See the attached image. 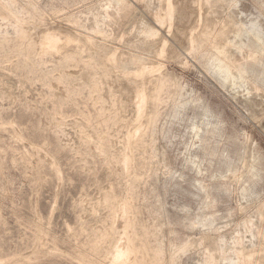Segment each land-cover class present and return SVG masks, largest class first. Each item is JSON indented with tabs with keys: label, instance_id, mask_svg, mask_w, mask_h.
I'll return each instance as SVG.
<instances>
[{
	"label": "rangeland",
	"instance_id": "1",
	"mask_svg": "<svg viewBox=\"0 0 264 264\" xmlns=\"http://www.w3.org/2000/svg\"><path fill=\"white\" fill-rule=\"evenodd\" d=\"M172 3L0 0V264H109L126 202L139 263L264 264V0Z\"/></svg>",
	"mask_w": 264,
	"mask_h": 264
},
{
	"label": "bare ground",
	"instance_id": "2",
	"mask_svg": "<svg viewBox=\"0 0 264 264\" xmlns=\"http://www.w3.org/2000/svg\"><path fill=\"white\" fill-rule=\"evenodd\" d=\"M174 3H172V0H165V5H164V7H165V14H164V16H163V20L167 23V28H168V32L170 31L171 32V23H172V19H173V17H174V15H175V10L176 9H173V5ZM175 6V5H174ZM0 10L1 11H5L1 6H0ZM161 22H162V19H161ZM164 22V23H165ZM161 25V24H160ZM166 26V25H165ZM17 30H15V31H17V38H15L16 39V45H19V46H21L22 44H23V41L25 40V38H26V33L24 32L25 30L23 29V27H17L16 28ZM150 34H151V32H149ZM153 34H151L150 36H152ZM155 35V34H154ZM209 37L210 36H208L207 34L206 35H204L202 38H200V40H201V42L203 43H198L197 44V41H195V39L194 38H192L191 36L189 37V39H188V44H189V46H190V49L191 48H193V47H195V45H204L207 41H208V39H209ZM70 39H68L67 40V42L66 43H62V45H60L59 43H60V40H59V38L56 36V35H54V34H51V33H48V34H46V36H45V38H44V41H43V43L41 44V49H40V54H42V56H45V55H52V54H57V52H58V54H59V52H60V50H64V49H68L69 47V43H70ZM5 42H7L6 40H5ZM210 43H211V41H209ZM4 44V41L2 40V41H0V46L1 45H3ZM207 44V43H206ZM205 44V45H206ZM12 45V44H11ZM5 46V45H4ZM9 46H10V44H9ZM35 46L36 45H34V44H32V43H30V44H28L26 47H28V49H32L31 50V52H33V50H35ZM89 48V47H88ZM193 50V49H192ZM39 51V50H38ZM68 51V50H67ZM69 51H70V49H69ZM82 51H80V53H81ZM163 52V49L161 50V53ZM223 52V51H222ZM222 52L220 51V54H222ZM71 53V52H70ZM77 53H78V51H77ZM79 53V54H80ZM225 53V52H224ZM223 53V54H224ZM40 54H36L35 52L33 53V57L31 58V60H33L34 62L32 63V65L31 66H29V68L31 67V68H34L36 65H37V63L36 62H38V61H40L39 60V57H40ZM222 54V55H223ZM81 56L83 55V54H80ZM62 56V55H61ZM60 56V57H61ZM79 56V55H78ZM224 56V55H223ZM77 57V56H76ZM76 57H75V54H73V55H71V54H67V53H65V55L63 56V57H61V60H60V62H59V64L58 65H56L57 66V68H62V66H68L69 65V63L71 62V63H73L75 60H76ZM109 57V56H108ZM41 58V57H40ZM111 58V57H110ZM79 59V58H78ZM81 59V58H80ZM112 59L113 58H111V59H109L108 58V63L110 64L109 66L112 68V62H114V61H112ZM217 60V59H216ZM253 60H254V58H253ZM80 61V60H79ZM79 61H77L78 63H79ZM112 61V62H111ZM229 61V60H228ZM76 62V64H78ZM82 62H83V60H82ZM75 63V62H74ZM218 63H220V62H218ZM228 63H230V62H228ZM40 64V63H39ZM68 64V65H67ZM226 64V63H225ZM224 64V65H225ZM99 65L100 66H103L104 68H105V65L106 64H104L103 62H102V64H100L99 63ZM219 65V64H218ZM222 65V64H221ZM221 65H219V66H221ZM229 66H226V67H224L223 69L225 70L224 72L226 73V75L227 76H229V74L231 73V69H232V66H231V63L230 64H228ZM38 66V65H37ZM26 69H27V67H25ZM64 68V67H63ZM89 68H91V67H89ZM40 69V68H39ZM91 69H93V70H96V68H91ZM220 69V68H219ZM222 69V68H221ZM145 72H146V68H141L139 71H138V73H137V77H143L144 75H145ZM105 76H109V69H107V71L105 72ZM165 80V79H164ZM165 83L166 82H163V80L162 81H159V84H158V90H157V92H156V94L154 95V97H153V106H155L156 105V103H158L157 101H158V98H159V94L161 93V91H162V89H163V87L165 86ZM101 99V98H100ZM149 104V99H148V97L146 96V94H145V92L143 91V90H140L137 94H136V97H135V106H136V112H137V120H139L140 118H142L143 117V115H144V112H145V108H146V106ZM155 108V107H154ZM146 114H147V112H146ZM154 114H155V110H153L151 113H149V115H148V117H147V123L149 124V125H151L150 124V121L151 120H153V117H154ZM156 115V114H155ZM137 122V121H136ZM140 127V126H139ZM139 127H135L134 128V133L137 135L138 133H140V131H139ZM142 131V130H141ZM143 134L144 133H140V136H139V139L136 141V144H134V145H136V147H137V145L138 144H141L142 143V137H144L143 136ZM127 142H128V146L130 147V149H132L133 147H132V145H133V142L134 141H132L131 140V138H128V140H127ZM103 143V142H102ZM135 143V142H134ZM100 146L102 147V145L100 144ZM101 147H100V149H101ZM135 147V146H134ZM105 148V147H104ZM103 147H102V149H104ZM98 149V148H97ZM133 150H136V149H134L133 148ZM132 150V151H133ZM102 153V152H101ZM105 155V154H104ZM120 157V156H119ZM119 160V162H120V165L122 164L123 166H124V168H128L129 166L130 167H132L133 168V161L131 160V159H129L128 157H126L125 155H123L120 159H118ZM112 161V160H111ZM117 164H118V162H117ZM121 168V167H120ZM131 169V168H130ZM131 173L133 174V175H135V172L131 169ZM130 176H131V174H130ZM138 176V175H137ZM133 177H136V176H133ZM137 179V178H136ZM134 191V190H133ZM129 195V194H128ZM129 199V198H128ZM135 199V198H134ZM133 200V199H132ZM131 201V200H130ZM129 203V202H128ZM130 204V203H129ZM131 204H132V202H131ZM112 207V206H111ZM114 208V207H113ZM121 208V207H120ZM121 211V215L124 217V219H125V221H126V224H125V228L123 227V229H124V231H125V233H123L122 235H125V239H124V243L123 244H120V245H115V246H113L112 245V250H110V255H109V258H108V262H109V264H130L131 262H133V263H135V264H137V263H139V262H137V257L139 256V255H144V256H146L147 257V255H146V252L145 251H147V250H144L146 247H144L145 246V244L143 243V247H144V249H142V248H137L136 247V244H138V243H135L134 241H135V239H137L136 237H137V235L135 234V233H137L136 232V225L133 223V221L131 220V218H130V214H131V208H130V206L127 204V202H126V204H123L122 205V208L121 209H118V211ZM112 211H113V209H112ZM133 213V212H132ZM115 214V213H114ZM132 217V216H131ZM122 218V217H121ZM123 219V218H122ZM124 221V220H123ZM138 227H139V225H138ZM140 228H141V226H140ZM131 230L132 231V233L131 234H133V236L131 237H129V236H127V235H129V233H127V235H126V231L128 232V230ZM133 229H135V232L133 231ZM129 230V231H130ZM137 230H138V228H137ZM141 230V229H140ZM115 232V231H114ZM94 233H95V231H94ZM97 234V233H96ZM96 234H94V235H96ZM99 235H102V234H99ZM99 235H98V237H99ZM103 235H104V233H103ZM102 235V236H103ZM110 235V234H109ZM112 235V234H111ZM106 236V235H105ZM143 236H145V235H143ZM101 237V236H100ZM140 237V236H139ZM138 237V238H139ZM142 237V236H141ZM101 238H103V237H101ZM100 238V239H101ZM121 238V239H122ZM104 239V238H103ZM99 240V239H98ZM98 240H96V243L98 244ZM139 240V239H138ZM142 240H140V242H141ZM120 243V242H119ZM142 243V242H141ZM141 243H140V246H141ZM115 244H116V242H115ZM96 245V244H95ZM91 248H93V247H91ZM149 253V252H148ZM107 255V256H108ZM82 257V256H81ZM106 257V256H105ZM106 258V259H107ZM88 259V258H87ZM87 259H82L83 261H82V263L81 262H78V263H81V264H94L92 261L93 260H87ZM142 259V258H141ZM140 259V263L139 264H144V258L141 260ZM21 260V259H20ZM30 261V260H29ZM81 261V260H80ZM107 261V260H106ZM105 261V262H106ZM149 261V259L147 260V262ZM96 262V261H95ZM150 262H151V260H150ZM18 263V262H17ZM26 263V262H25ZM101 263V262H100ZM103 263V262H102ZM146 263V262H145ZM2 264V263H1ZM97 264V263H96Z\"/></svg>",
	"mask_w": 264,
	"mask_h": 264
}]
</instances>
